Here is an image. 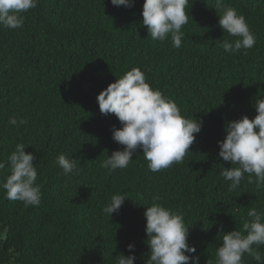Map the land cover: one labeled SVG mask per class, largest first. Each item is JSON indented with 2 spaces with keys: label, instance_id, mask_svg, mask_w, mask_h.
I'll list each match as a JSON object with an SVG mask.
<instances>
[{
  "label": "trees",
  "instance_id": "1",
  "mask_svg": "<svg viewBox=\"0 0 264 264\" xmlns=\"http://www.w3.org/2000/svg\"><path fill=\"white\" fill-rule=\"evenodd\" d=\"M224 2L245 16L257 37L253 48L225 52L222 41L234 38L219 27L215 0H191L193 20L183 28L180 48L151 39L142 26L144 0L133 8L111 0H39L23 14L22 28L0 26V161L17 143L29 146L42 190L41 204L26 208L0 188V225L9 228L0 264H115L117 255L131 254L129 243L136 264H145L143 213L154 194L184 214L193 255L207 264L222 244L221 225L224 233L243 231L249 208H264V190L255 183L244 179L229 190L220 172L232 165L218 157L226 122L254 118L255 101L264 98V0ZM134 67L182 115L203 121L192 153L157 173L148 170L142 150L126 169L101 167L123 146L112 138L119 120L101 114L97 96ZM12 116L28 122L17 128L9 124ZM61 153L77 159L79 175L62 174L55 165ZM7 174L6 167L0 179ZM124 192L129 198L120 211L112 219L103 214L110 197ZM244 260L256 264L247 255Z\"/></svg>",
  "mask_w": 264,
  "mask_h": 264
},
{
  "label": "clouds",
  "instance_id": "2",
  "mask_svg": "<svg viewBox=\"0 0 264 264\" xmlns=\"http://www.w3.org/2000/svg\"><path fill=\"white\" fill-rule=\"evenodd\" d=\"M39 0H0V26L6 29L22 28L24 13L35 9ZM115 7L133 8L135 0H111ZM191 0H144L142 8V26L153 41L171 40L174 48L182 47L183 28L190 18ZM192 5V4H191ZM218 24L224 33L234 39L222 41V48L228 54H238L256 45L257 37L247 23L245 16L237 9L226 4L224 0H215ZM193 20V19H192ZM102 115L114 114L121 127L113 126L112 138L122 145V150H115L101 162V167L116 171L126 169L134 154L142 150L147 168L157 173L174 164L184 162L192 153L191 146L202 131L203 121L181 114L177 103L166 96L159 88L147 82L146 74L137 67L127 71L115 82L110 83L97 96ZM257 115L249 118L227 121L226 136L218 141V157L229 162L232 167H223L220 175L228 182L229 190L240 188L242 180L255 183L258 190H264V98L256 99L254 104ZM27 120L16 116L9 119V124L19 126ZM24 143H17L6 161H0V176L8 169L6 177L0 179V188L5 190V199L19 201L27 208L38 207L42 200L41 185L36 157L26 152ZM55 165L62 170L65 177L80 174L77 159L61 153L56 157ZM68 187L67 183L64 185ZM127 192L113 194L102 209L103 214L112 219L128 199ZM159 194L152 196L150 206H145L146 219L145 243L150 249L145 264H200L195 245L189 243V228L185 216L161 203ZM248 219L243 223V231L237 229L223 232L222 244L216 248L215 260L207 264H245V255L256 264H264V208L251 207ZM205 226L203 230L206 231ZM9 228L0 225V243L8 238ZM127 251L115 257V264H136L135 244L129 243Z\"/></svg>",
  "mask_w": 264,
  "mask_h": 264
}]
</instances>
